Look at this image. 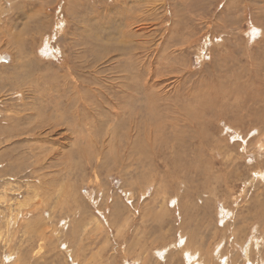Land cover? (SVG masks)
I'll return each mask as SVG.
<instances>
[{
  "label": "rangeland",
  "instance_id": "obj_1",
  "mask_svg": "<svg viewBox=\"0 0 264 264\" xmlns=\"http://www.w3.org/2000/svg\"><path fill=\"white\" fill-rule=\"evenodd\" d=\"M197 262L264 264V0H0V264Z\"/></svg>",
  "mask_w": 264,
  "mask_h": 264
},
{
  "label": "bare ground",
  "instance_id": "obj_2",
  "mask_svg": "<svg viewBox=\"0 0 264 264\" xmlns=\"http://www.w3.org/2000/svg\"><path fill=\"white\" fill-rule=\"evenodd\" d=\"M188 250H189V249H188ZM245 250H246V249H245ZM245 250H244V251H245ZM188 252H190V251H188ZM188 252H187V253H188ZM187 253H186V254H187ZM247 253H248V252H247ZM162 254H163V253H162ZM197 255H198V254H197ZM244 255H245V254H244ZM189 256H190V255H189ZM195 257H196V256H194V258H195ZM187 258H188V257H187ZM188 259H189V258H188ZM195 260H196V259H195ZM221 260H223V259H221ZM198 261H199V260H198ZM212 261H213V260H212ZM225 261H226V260H225ZM195 262H196V261H195ZM205 263H207V262H205ZM226 263H227V262H226ZM195 264H200V263L197 262V263H195ZM254 264H255V263H254Z\"/></svg>",
  "mask_w": 264,
  "mask_h": 264
}]
</instances>
